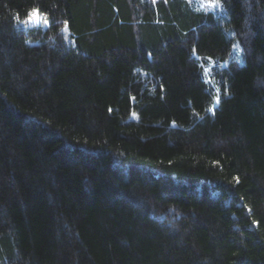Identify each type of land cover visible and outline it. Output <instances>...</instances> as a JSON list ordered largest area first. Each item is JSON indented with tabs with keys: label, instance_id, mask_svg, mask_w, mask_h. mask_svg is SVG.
I'll list each match as a JSON object with an SVG mask.
<instances>
[{
	"label": "trees",
	"instance_id": "16d2710c",
	"mask_svg": "<svg viewBox=\"0 0 264 264\" xmlns=\"http://www.w3.org/2000/svg\"><path fill=\"white\" fill-rule=\"evenodd\" d=\"M0 264H264V0H0Z\"/></svg>",
	"mask_w": 264,
	"mask_h": 264
},
{
	"label": "snow or ice",
	"instance_id": "6c2138e0",
	"mask_svg": "<svg viewBox=\"0 0 264 264\" xmlns=\"http://www.w3.org/2000/svg\"><path fill=\"white\" fill-rule=\"evenodd\" d=\"M207 2L210 4V6L215 8L218 5H220L221 0H207ZM27 16H28V21L26 22H39L41 20L42 14L38 8H33L29 13H27ZM43 23L46 25L49 24V21L47 20V18L43 19Z\"/></svg>",
	"mask_w": 264,
	"mask_h": 264
},
{
	"label": "rangeland",
	"instance_id": "374dc122",
	"mask_svg": "<svg viewBox=\"0 0 264 264\" xmlns=\"http://www.w3.org/2000/svg\"><path fill=\"white\" fill-rule=\"evenodd\" d=\"M193 3L195 4V5H197L198 7H204V8H206V7H208V8H212V9H217V8H219V5L217 6V7H212V6H210V4L207 2V0H193ZM26 21H28V19L26 20ZM27 23H33V24H36V23H39V22H27Z\"/></svg>",
	"mask_w": 264,
	"mask_h": 264
}]
</instances>
